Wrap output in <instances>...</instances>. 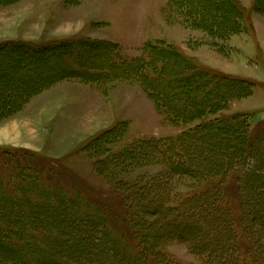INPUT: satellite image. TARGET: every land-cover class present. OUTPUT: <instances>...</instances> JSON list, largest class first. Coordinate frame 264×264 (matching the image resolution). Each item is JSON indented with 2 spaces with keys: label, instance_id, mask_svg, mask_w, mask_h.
Returning a JSON list of instances; mask_svg holds the SVG:
<instances>
[{
  "label": "trees",
  "instance_id": "obj_1",
  "mask_svg": "<svg viewBox=\"0 0 264 264\" xmlns=\"http://www.w3.org/2000/svg\"><path fill=\"white\" fill-rule=\"evenodd\" d=\"M168 3L185 26L206 32L214 46L251 29L253 12L264 15V0H254L252 9H247L240 0H169ZM0 50L11 57L27 58L28 65L33 62L46 64L48 68L56 66L59 72L49 80L73 77L93 85L114 77L137 80L169 124L192 125L175 137L138 140L119 155H112L109 148L124 135V126L116 125L89 143V153L101 158L96 167L101 174L111 165L127 173L141 164L158 163L166 166L169 177L145 178L134 185L115 180L117 189L125 192L122 226L106 227L91 218L84 219L85 213L79 212L71 220H85L83 240L89 234L97 239L69 250L58 249L45 240L47 231L41 220L29 219L42 212L44 200L60 205L55 212L57 217L68 214L70 207L84 204L71 197L67 199L63 191L54 196V189L46 190L36 179L25 175L19 178L16 192L10 193L0 174L3 202H10L18 209L23 203L20 197L27 191L42 201H32L38 211L26 214L11 211L27 220L12 224L5 231L0 229V249L8 253L4 255L8 259L4 264H16L12 257L27 249L25 258H19L21 264H177L165 251V246L172 243L185 244L199 264H264V207L257 205L264 202V127H259L253 135L248 115L221 114L236 100L253 93L252 82L199 67L194 58L163 44L148 45L142 56L134 60L120 59L115 43L90 39L68 40L46 47L7 43L0 45ZM177 78L188 80L181 85ZM45 80H41L43 87L47 84ZM184 86L190 90L178 95L176 90ZM37 89L31 86L24 90L20 99L6 107L14 111L1 117L18 111ZM209 91L213 93L211 97H207ZM213 134L221 137L230 134L236 142L233 149L221 151L217 160L215 152L202 154L205 143L215 141ZM176 176L187 178L189 187L196 190L182 198L179 193L174 194L171 179ZM228 181L237 184L235 205L229 200ZM36 187L42 189L40 195ZM208 211L215 213L214 221L205 217ZM238 211L240 216L236 217ZM32 239L34 242L30 243ZM89 247L98 254L86 258L73 256L74 251Z\"/></svg>",
  "mask_w": 264,
  "mask_h": 264
},
{
  "label": "rangeland",
  "instance_id": "obj_2",
  "mask_svg": "<svg viewBox=\"0 0 264 264\" xmlns=\"http://www.w3.org/2000/svg\"><path fill=\"white\" fill-rule=\"evenodd\" d=\"M168 1L0 0V45L29 43L36 47H46L68 40L90 39L117 44L119 58L123 60L140 58L148 45L163 44L179 51L182 49L195 59L199 67L213 70L222 76L253 83V93L249 97L236 100L221 114H227V117L248 115L250 132L254 135L259 127H264V56L252 33L253 29L234 35L231 41L230 38L217 41L218 45L214 46V41L206 32L185 26L181 17L173 12V5ZM216 5L223 9L220 4ZM215 12L216 10L212 12L214 17ZM223 12L227 17L230 16L229 12L225 10ZM25 61L28 62L25 57H11L0 50V130L14 125L3 131V134L19 141L16 142L17 145L23 144L32 148V150L23 146L13 148L8 144H5L6 148L0 146V174L5 178L6 189L10 193H15L19 178L25 175L29 179H36L46 190L54 189L52 195L63 191L67 199L71 197L78 201V204L86 206L70 207L71 211L68 214L57 217L55 212L59 210L60 205L51 204L53 200L49 202L43 199L41 203L27 191L20 197L23 203L17 209L10 202H3V195L0 193V229L5 231L12 224L27 220L23 215L14 216L12 212L26 214L29 211H38L32 204V201L36 200L41 203L42 212L29 220L32 222L41 220L47 231L45 240L51 241L58 249L69 250L73 246L97 239L89 234L88 239L83 240L85 220H71L79 212L85 213L84 219L91 218L106 227L122 226L121 205L125 192L117 189L116 181L134 185L145 178L169 177L166 166L158 163L141 164L127 173L116 170L111 165L110 168L106 166L107 172L99 173L96 167L101 158L89 153V143L95 139L92 137L116 125L124 126V135L109 148L112 155H119L138 140L175 137L192 125L169 124L166 116L158 111L137 80H121L114 77L98 82L97 86L103 92L105 96L103 98L107 103L104 106L102 102L98 110L93 109L96 106L94 100L89 101V89L78 86L76 88L80 89L79 92L67 93L66 89L71 84L64 88L55 86L62 81L75 78L49 80L47 78L59 72L56 66L48 68L46 64L33 62L28 65ZM170 75L171 78L174 77L172 72ZM177 79L181 85L188 80ZM41 80L47 82L46 88L41 84ZM31 86L39 90L30 96L27 103L11 116L1 117L14 111L6 107L20 99L24 90L30 89ZM184 87L182 90H176V93L181 96L184 91L190 90L189 87ZM38 94L42 95L37 96ZM212 95L211 91L207 92V97ZM94 96L97 103L98 95ZM203 97L200 96L199 99ZM89 105L92 106L90 110ZM21 111L23 115H29V118L25 117L27 119L22 120L19 116ZM89 113L95 114L90 121L84 116ZM27 122L28 125L25 124ZM200 122L202 120L194 124ZM21 129H28L30 132L24 131L25 140L22 141L20 136L18 137ZM12 134L15 136L12 137ZM211 136L215 141H207L205 150L203 149L205 152L202 154L205 155L207 151L215 152L216 160L221 151L227 152L236 145L230 134L222 137L216 134ZM189 184L187 178L179 179L176 176L171 179L174 194L179 193L181 198L196 190L191 189ZM228 184L229 200L235 205L238 200L237 184L235 181H228ZM41 190L36 187L37 195H40ZM156 197L158 196L152 198ZM257 205L260 208L264 207V202L260 201ZM204 215L210 222L216 218L215 213L211 211L205 212ZM235 216H240L239 211ZM219 235L223 236L222 233ZM30 241L34 242L33 239ZM165 251L177 264H199V259L185 244H168ZM27 252L28 249L19 251L12 257L16 264H21L19 258H25ZM6 254L8 253L0 249V264L8 262L4 257ZM97 254L90 247L73 252L74 257L83 258Z\"/></svg>",
  "mask_w": 264,
  "mask_h": 264
},
{
  "label": "crops",
  "instance_id": "obj_3",
  "mask_svg": "<svg viewBox=\"0 0 264 264\" xmlns=\"http://www.w3.org/2000/svg\"><path fill=\"white\" fill-rule=\"evenodd\" d=\"M240 2L244 5V6H246V7H252L253 6V4H254V0H240ZM251 4L250 6H248L249 4ZM251 22H252V25H253V34L255 35V37H256V40H257V44L259 45V50L261 51V54L264 56V34H263V27H264V15H262L261 13H258V12H253V14H252V17H251ZM237 35V34H236ZM234 36V35H233ZM233 36H231L230 37V39H229V41H231V39H232V37ZM181 52L182 53H184V54H186V56H189V57H191V55L189 54H187L186 52H184V50H182L181 49ZM193 58V57H192ZM215 70V69H214ZM68 84H71L70 85V87L68 88L67 86H68ZM55 86H63V88L64 87H67V89H66V92L67 93H72V92H79V90L80 89H77L78 88V86H82V88H87V89H89V101H90V99H92V100H94V102H95V104H96V106L93 108V109H100V107L102 106V102H103V105L105 106V104H107L106 103V101H105V99L103 98V96H104V94H103V92L100 90V88L97 86V85H87L85 82H83V81H81V80H69V81H62L61 83H59V84H57V85H55ZM54 86V87H55ZM77 87V88H76ZM53 89V88H52ZM49 90H51V89H49ZM48 91V90H47ZM42 94H44V93H42ZM42 94H38L37 96H39V95H42ZM94 95H98V98H97V103H96V97L94 96ZM147 96V95H146ZM105 97V96H104ZM150 99V98H149ZM151 100V99H150ZM152 101V100H151ZM153 102V101H152ZM63 103V102H62ZM154 104V103H153ZM154 106H155V104H154ZM26 108V107H25ZM24 108V109H25ZM61 108L63 109V107L61 106ZM92 108V106H90L89 105V110ZM23 109V110H24ZM80 109H81V107H80ZM88 109V108H87ZM44 110H45V108H44ZM24 113H22V111H21V113H20V117H22V120L23 119H27V118H25V117H28L29 118V115H23ZM95 114H92V113H89L88 115H84V116H86V117H88V119H89V121H90V119L92 118V116H94ZM17 118V117H16ZM28 121V120H27ZM120 122H126V121H120ZM25 124H29V122H27V123H25ZM17 126H21V125H17ZM11 127H14V125H11V126H9V127H7V128H5V129H2V130H0V146L1 147H5L6 148V146H5V144H8V145H10V146H13V148H19V147H15V146H23L24 148H28V149H31L32 150V148H30V146H28V145H23V144H21V145H17L16 144V142H19V141H16V140H12L11 138H8L5 134H3V131H7V129H10ZM108 130H110V128L109 129H105V130H103V131H101V133L99 134V135H96V136H93L92 137V139H94V138H97V137H99L101 134H103L105 131H108ZM24 131H27L28 132V129H25V130H23V129H21V131H19V135H18V137L20 136V140L22 141V140H25V137H24V139H23V136H24ZM28 133H30V132H28ZM12 137H14L15 136V134H12L11 135ZM16 136H17V134H16ZM92 139L90 140V141H92ZM18 140V139H17ZM89 141V142H90Z\"/></svg>",
  "mask_w": 264,
  "mask_h": 264
},
{
  "label": "bare ground",
  "instance_id": "obj_4",
  "mask_svg": "<svg viewBox=\"0 0 264 264\" xmlns=\"http://www.w3.org/2000/svg\"><path fill=\"white\" fill-rule=\"evenodd\" d=\"M263 34H264V27H263ZM17 72V71H16Z\"/></svg>",
  "mask_w": 264,
  "mask_h": 264
}]
</instances>
